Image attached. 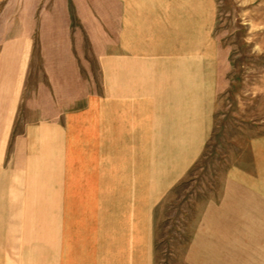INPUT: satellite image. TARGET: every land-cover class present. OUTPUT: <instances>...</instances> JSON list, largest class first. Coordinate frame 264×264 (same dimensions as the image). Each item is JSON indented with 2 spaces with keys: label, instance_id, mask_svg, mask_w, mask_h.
<instances>
[{
  "label": "crops",
  "instance_id": "1",
  "mask_svg": "<svg viewBox=\"0 0 264 264\" xmlns=\"http://www.w3.org/2000/svg\"><path fill=\"white\" fill-rule=\"evenodd\" d=\"M199 1L0 0V264H154L156 209L204 153L226 82ZM178 263L264 264V131Z\"/></svg>",
  "mask_w": 264,
  "mask_h": 264
},
{
  "label": "rangeland",
  "instance_id": "2",
  "mask_svg": "<svg viewBox=\"0 0 264 264\" xmlns=\"http://www.w3.org/2000/svg\"><path fill=\"white\" fill-rule=\"evenodd\" d=\"M210 6L212 39L227 60L226 82L204 153L156 209L154 264H179L206 205L219 200L229 166L246 149L250 137L264 131V0H210ZM89 58L100 78L99 64ZM19 128L20 122L15 129ZM6 139L0 135V165ZM10 196L9 175L3 170L0 227L11 226Z\"/></svg>",
  "mask_w": 264,
  "mask_h": 264
}]
</instances>
